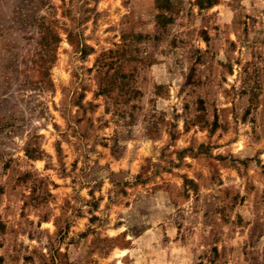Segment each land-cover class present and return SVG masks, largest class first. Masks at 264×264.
Instances as JSON below:
<instances>
[{"label":"rangeland","instance_id":"rangeland-1","mask_svg":"<svg viewBox=\"0 0 264 264\" xmlns=\"http://www.w3.org/2000/svg\"><path fill=\"white\" fill-rule=\"evenodd\" d=\"M0 264H264V0H0Z\"/></svg>","mask_w":264,"mask_h":264}]
</instances>
